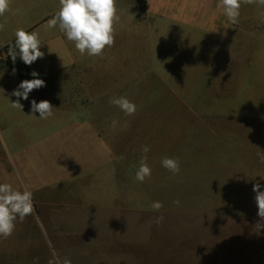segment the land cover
<instances>
[{
  "label": "rangeland",
  "instance_id": "1",
  "mask_svg": "<svg viewBox=\"0 0 264 264\" xmlns=\"http://www.w3.org/2000/svg\"><path fill=\"white\" fill-rule=\"evenodd\" d=\"M257 5L262 19L264 5ZM116 6L114 46L97 61L96 90L104 96L67 100L98 104L93 124L111 126L115 153L91 167L99 145L82 137L96 127H75L60 100L70 76L48 77L41 61L33 62L53 90L29 93V103L48 100L53 115L40 119L31 110L19 125L0 127V183L31 191L35 208L23 222L17 218L9 238L0 236V264H264V219L253 191L256 183L264 191V45L255 50L252 76L243 71L240 79V66L247 70L254 56L243 28L237 54L230 48L214 74L203 73L193 62L201 40L188 43L184 30H147L142 0ZM89 71L83 63V74ZM113 96L135 103L136 114L110 104ZM169 141L179 153L175 175L161 164ZM145 145L147 164L161 169L141 183L135 173ZM77 166L83 175L59 176ZM45 172L57 179L47 181ZM154 201L162 202L159 211Z\"/></svg>",
  "mask_w": 264,
  "mask_h": 264
},
{
  "label": "crops",
  "instance_id": "2",
  "mask_svg": "<svg viewBox=\"0 0 264 264\" xmlns=\"http://www.w3.org/2000/svg\"><path fill=\"white\" fill-rule=\"evenodd\" d=\"M52 1L57 2V6H53ZM144 4V11L146 13V25L147 30L157 32L160 29L170 30H184L186 37H188V43L191 41H200L201 52L197 54L193 62L197 65H201L203 73L214 74L213 64L220 59H224L225 55H228V51L234 49L237 54L239 44L242 41L241 32L244 28L249 32L250 42H244V47H248L250 52L253 50V59L247 62V70L242 69L237 72L238 77L242 79V72L245 75L252 76L254 65L257 64V58H255V50L258 46L264 45V40L259 38V32H263L262 19H258L254 11H262L257 9L260 7L256 2L252 4L241 3L240 15L238 22L232 24L223 13V8L217 7L220 0H142ZM256 7V9H255ZM59 0H10V11L6 12L4 17H0V23H4L5 27L0 31V127L19 125L25 120L29 119V111H31V103H29V97L27 100L20 98V103L23 105L22 111L11 107V102L17 100V97L12 95V92L16 90L19 84L24 80L42 79L45 81V86L39 89H35L32 92L47 94L53 90L48 85L47 78H43L40 74L33 77L31 73L35 71L33 64L26 65L17 55L15 63L11 62L8 55V44L15 41V31L17 28H23L28 32H37L41 41L40 50L44 52L43 58H38L42 65L49 71L48 77H59L62 75H69L71 80L69 81L68 88L69 93L63 94L60 100L66 103L65 109L73 115H70V122L74 123L77 128H86L89 126H95L93 124L94 113L101 110L98 104H85L68 103L71 100V96H81L84 94L94 95L102 98L103 93H99L96 90L97 78L99 73V67L97 61L101 56H89V58L83 57L75 48L74 42L67 40V37L59 29V25L53 28H48L47 21L52 19L56 12L59 10ZM130 14V13H129ZM128 16V15H127ZM129 23V16L127 19ZM243 22L245 23L243 25ZM48 33V36L41 37L40 35ZM201 37V38H199ZM242 48V47H241ZM19 50L17 49V52ZM236 51V52H235ZM61 57V58H60ZM108 57H106L107 59ZM103 59V58H102ZM108 60V59H107ZM235 62V61H234ZM252 62V63H251ZM89 64L88 74H83L82 66ZM241 63V62H240ZM15 69V74H13ZM198 70V69H197ZM36 72V71H35ZM217 73H220L217 71ZM235 73V72H234ZM246 76L244 79H246ZM236 78L233 77V79ZM251 79V78H250ZM89 81L92 89L89 90L84 81ZM30 92V94L32 93ZM99 94V95H98ZM95 134L93 136H83V140L93 139L95 145H99L93 157L92 168L97 169L102 165H106V158L108 153L110 155L115 153L114 138H111L108 131L111 126H95ZM206 127H211L207 125ZM83 133V132H82ZM120 144L124 145L123 138L120 139ZM170 141L164 145V149H168L169 153L165 157L176 158L179 153L175 149L172 150L169 147ZM129 142L125 145L128 146ZM176 148V147H174ZM172 150V151H171ZM126 157L123 150L119 154ZM118 155V156H119ZM129 161V156H127ZM129 163V162H128ZM127 163V165H128ZM83 166H77L73 171H66L59 175L64 180L73 176L83 175ZM164 168V167H162ZM1 169V164H0ZM157 168L151 169V174L154 175L159 171ZM164 170V169H163ZM124 175L123 170L121 171ZM129 169L127 167V174ZM47 181H54L57 177L51 176L49 172H45ZM122 179V177H121Z\"/></svg>",
  "mask_w": 264,
  "mask_h": 264
},
{
  "label": "clouds",
  "instance_id": "3",
  "mask_svg": "<svg viewBox=\"0 0 264 264\" xmlns=\"http://www.w3.org/2000/svg\"><path fill=\"white\" fill-rule=\"evenodd\" d=\"M242 2L247 4L256 2L264 5V0H220L217 7L223 8V13L228 20L232 24H236ZM59 4V10L52 19L47 21L46 26L53 28L59 25L60 31L65 34L67 40L74 42L76 50L81 55L86 53L89 56L102 57L106 46H114L115 24L120 20L116 0H59ZM8 11H10V0H0V17H4ZM4 27L5 24L0 23V31ZM14 35V44H8L10 45L8 55L11 56L13 63H15L17 55L26 65H31L38 58L44 57V52L40 50L42 43L37 32H28L23 28H17ZM13 74H15V69H13ZM31 75L36 77L38 73L33 71ZM44 86L45 81L38 78L22 81L18 88L12 92L17 100L11 102V107L22 111L23 105L20 103V98L27 100L30 92ZM109 103L117 106L126 116L136 114L137 105L124 96H113ZM52 109L53 106L48 100H42L39 103L34 99L31 101V110L33 113L39 112L40 119H47L52 116ZM117 124L118 121H112L113 128ZM149 151L150 148L147 145L142 147L144 156L135 173V180L141 183L151 177L152 170L146 162ZM260 159L264 163V156H261ZM161 164L174 175L180 172L178 158L164 157ZM260 188L259 183L253 185V191L256 193L257 214L264 219V191H261ZM174 203L179 204V200ZM162 207L163 204L160 201H154L151 204L154 211H159ZM34 211L33 193L31 191H20L14 189L9 183H0V236L5 239L9 238L15 231L17 218L23 222ZM162 220L163 216L158 217L157 223ZM66 264H70V262L66 261Z\"/></svg>",
  "mask_w": 264,
  "mask_h": 264
},
{
  "label": "trees",
  "instance_id": "4",
  "mask_svg": "<svg viewBox=\"0 0 264 264\" xmlns=\"http://www.w3.org/2000/svg\"><path fill=\"white\" fill-rule=\"evenodd\" d=\"M13 44H14V42H12ZM10 47V45L9 46H7V48H9ZM10 60H11V62H12V58H11V56H10ZM0 69H2V67H0Z\"/></svg>",
  "mask_w": 264,
  "mask_h": 264
}]
</instances>
